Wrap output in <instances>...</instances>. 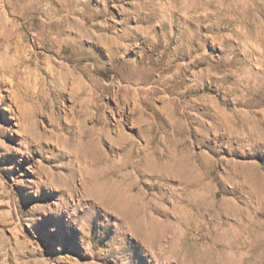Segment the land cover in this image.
<instances>
[{"label": "rangeland", "instance_id": "1", "mask_svg": "<svg viewBox=\"0 0 264 264\" xmlns=\"http://www.w3.org/2000/svg\"><path fill=\"white\" fill-rule=\"evenodd\" d=\"M0 264H264V0H0Z\"/></svg>", "mask_w": 264, "mask_h": 264}]
</instances>
